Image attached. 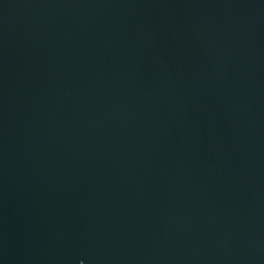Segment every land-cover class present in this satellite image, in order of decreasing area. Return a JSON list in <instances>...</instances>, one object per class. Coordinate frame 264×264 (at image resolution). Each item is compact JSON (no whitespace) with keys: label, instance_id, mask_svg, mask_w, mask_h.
I'll return each instance as SVG.
<instances>
[{"label":"water","instance_id":"1","mask_svg":"<svg viewBox=\"0 0 264 264\" xmlns=\"http://www.w3.org/2000/svg\"><path fill=\"white\" fill-rule=\"evenodd\" d=\"M0 264H264V0H0Z\"/></svg>","mask_w":264,"mask_h":264}]
</instances>
